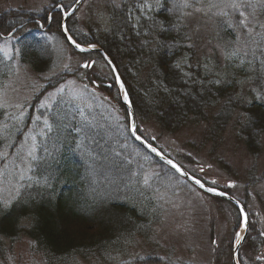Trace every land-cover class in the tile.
I'll return each mask as SVG.
<instances>
[{
	"label": "trees",
	"instance_id": "obj_1",
	"mask_svg": "<svg viewBox=\"0 0 264 264\" xmlns=\"http://www.w3.org/2000/svg\"><path fill=\"white\" fill-rule=\"evenodd\" d=\"M150 1L105 3L107 26L103 30L79 25L76 11L66 20L67 31L76 42L96 45L109 57L138 119L164 132L201 124L205 138L213 143L231 125L235 138L257 154L264 135V97L249 91L243 100L231 75H211L210 64L191 41L184 23L188 11L205 0ZM48 5L40 11H0V40L11 34L18 58L39 72L53 67L55 51L49 39H63L62 11L69 8H58L59 0ZM38 25L47 30L41 33ZM219 31L223 37L231 35L228 26L222 25ZM80 56L86 67L69 75L101 89L91 58L105 64L104 59L98 52ZM260 62L257 59L245 67L254 69L256 80L263 77ZM7 67L0 58V82ZM64 75L53 79L39 95ZM107 80L113 86L109 72ZM89 105L52 108L46 115L49 130L36 149L29 178L10 204L0 202V255L4 253L2 239L23 234L47 264H75L77 259L117 264L113 260L127 252L137 235L150 240L149 224L156 220L160 200L155 180H168L175 187V178L180 177L154 157L148 158L150 154L129 130L104 111L95 110L97 102ZM124 113L127 116L125 109ZM3 116L0 108V120ZM150 166L157 172L143 186V174ZM261 242L259 236L253 239L255 250Z\"/></svg>",
	"mask_w": 264,
	"mask_h": 264
},
{
	"label": "rangeland",
	"instance_id": "obj_2",
	"mask_svg": "<svg viewBox=\"0 0 264 264\" xmlns=\"http://www.w3.org/2000/svg\"><path fill=\"white\" fill-rule=\"evenodd\" d=\"M51 1L0 0V11L17 8L40 11ZM120 1L85 0L76 12L78 24L103 30L107 26L103 5ZM152 1H155L152 4L157 2ZM73 2L59 0L58 8ZM241 12L248 18L247 28L239 23L243 19ZM184 23L191 41L198 45L202 58L210 64L211 75H231L243 100L249 91L264 97V72L263 77L256 80L254 69H245L246 63H256L257 59L261 60L259 68H264V0H205L188 11ZM222 25L229 27L230 37L220 34ZM37 29L41 33L47 30L41 25ZM10 38L0 40V58L8 63L6 75L0 82V108L4 110L0 120V202L5 206L14 200L22 183L29 178L36 149L49 130L46 115L52 108H89V102H97L95 110L104 111L126 130L129 125L120 92L123 90H118L106 62L91 58L102 81L100 89L69 75L80 69L84 61L60 37L49 39L55 59L53 67L46 72L36 71L31 64L21 62L13 45L16 42ZM108 72L112 75L113 86L107 80ZM63 74L61 81L39 95L48 83ZM136 119L139 135L147 142L189 174L206 181L209 186L226 190L243 204L249 228L237 252V261L239 264H264V135L261 150L253 155L235 138L231 125L213 143L205 138L201 124L164 132L153 123ZM159 171L165 170L159 168ZM156 172L152 166L145 171L143 186L150 184V177ZM175 181L174 187L170 181L157 177L155 192L160 200L156 220L149 224L150 240L137 235L127 252L113 260L115 263L232 264V248L238 240L237 234L240 237L243 230L236 208L181 177ZM257 236L262 242L255 250L253 239ZM2 244L4 253L0 255V264H47L34 243L23 234L15 239L4 238ZM75 264L102 263L77 259Z\"/></svg>",
	"mask_w": 264,
	"mask_h": 264
},
{
	"label": "water",
	"instance_id": "obj_3",
	"mask_svg": "<svg viewBox=\"0 0 264 264\" xmlns=\"http://www.w3.org/2000/svg\"><path fill=\"white\" fill-rule=\"evenodd\" d=\"M83 1L84 0H76L73 3V5L68 9V11L64 14V18L61 22V33H62L64 39L66 40L68 45L70 47H72L78 53H89V52L97 51L101 54V56L103 57L106 64L109 66V68H110V70H111V72L115 78L116 86H117L118 90L119 91L121 89L123 90V92L122 91H120V92H122V94H123V97H124L123 102L125 104V108H126L128 118H129L128 129H129L130 135L132 136V138L135 140L136 143H138L141 147H143L145 150H147L153 157H155L161 163L166 165L173 172H175L179 176L183 177L186 181H188L189 183H191L192 185H194L195 187H197L201 191L207 193L208 195L227 200V201L231 202L237 208V210L239 211V213L241 215L242 226H243V234L240 237L241 238L240 242L235 244L233 251H232V262H233V264H237L235 254H236V251L239 249V247L245 241L246 236H247V229H248V217H247V212H246L244 206L238 200H236L235 198H233L229 194H227V193H225V192H223L217 188L208 186L207 184H205L200 179L189 174L183 167H181L179 164H177L171 158H168L165 154H163L161 151H159L158 148H156L154 145L147 142L142 136H140L137 133V130H136L137 122H136L135 114H134L133 109L130 105L128 96H127V100L125 99V95H127L126 90H125V86H124L116 68L114 67L113 63L109 59V57L103 52V50H101L99 48H90V47H86V46H83L80 44H79L80 48H77L76 44H78V43H76L72 39V37L69 35L68 31L66 30L65 24H66L67 18L69 16H71L76 11V9L80 6V4ZM81 48L84 49V51H81ZM121 84L123 85V87H121ZM153 149H155V151H153ZM169 161H171V163H169ZM173 165H175V167H173ZM197 181H199V183ZM201 185H203V187ZM209 188L214 189L215 191L210 192V191H208ZM220 193H223V195H221ZM241 210H243V211H241ZM245 217L247 218L246 227H245Z\"/></svg>",
	"mask_w": 264,
	"mask_h": 264
},
{
	"label": "snow or ice",
	"instance_id": "obj_4",
	"mask_svg": "<svg viewBox=\"0 0 264 264\" xmlns=\"http://www.w3.org/2000/svg\"><path fill=\"white\" fill-rule=\"evenodd\" d=\"M185 6H187V5H185ZM233 7H238V5L233 4ZM240 16L243 17V19H241L239 23H240L243 27L247 28V27H248V18L245 16V14H244L243 12L240 13ZM73 42H74V41H73ZM74 43H75V42H74ZM76 47H77V48H80V45H79V44H76ZM81 51H84V49L81 48ZM121 87H123L122 84H121ZM125 99L127 100V95H125ZM153 151H155V149H153ZM169 163H171V161H169ZM173 167H175V165H173ZM197 182L199 183V181H197ZM201 186L203 187V185H201ZM208 191L212 192V191H215V190L209 188ZM220 194L223 195V193H220ZM241 211H243V210H241ZM246 221H247V218L245 217V227H246ZM237 236H238L237 243H239L241 238L239 237V234H237Z\"/></svg>",
	"mask_w": 264,
	"mask_h": 264
}]
</instances>
